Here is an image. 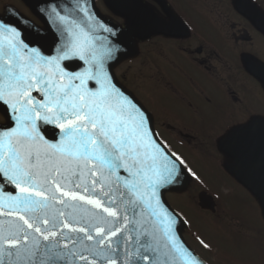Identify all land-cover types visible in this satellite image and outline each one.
Returning a JSON list of instances; mask_svg holds the SVG:
<instances>
[{"label": "snow or ice", "instance_id": "1", "mask_svg": "<svg viewBox=\"0 0 264 264\" xmlns=\"http://www.w3.org/2000/svg\"><path fill=\"white\" fill-rule=\"evenodd\" d=\"M43 3L42 26L12 5L0 14V264H205L165 198L201 178L113 71L125 45L187 25L144 0H124L122 24L95 0ZM244 67L264 85V64ZM216 147L233 174L264 185V114L225 127Z\"/></svg>", "mask_w": 264, "mask_h": 264}, {"label": "flooded vegetation", "instance_id": "2", "mask_svg": "<svg viewBox=\"0 0 264 264\" xmlns=\"http://www.w3.org/2000/svg\"><path fill=\"white\" fill-rule=\"evenodd\" d=\"M144 3L161 12L169 8L187 25L179 38L153 36L134 45L133 57H140L145 50L141 58L144 68L149 66L159 73L163 92L176 100L184 111L182 120L170 116L166 108L160 115L152 111L156 130L170 148L187 161L191 157L208 159L205 166L219 172L220 179L229 186V194L241 191L254 198L233 176L231 166H225L216 138L225 127L241 123L250 115L264 114V85L244 67L245 59L264 64L261 59L264 0H144ZM6 4L14 6L37 25H43L37 15L38 9L44 6L43 0H0V14ZM95 9L102 19L112 24L124 23L120 15L124 0H95ZM153 58L161 61L159 68ZM165 68L179 77L185 88L174 85L165 76ZM115 75L125 86V78ZM127 89L134 95L137 91L132 87ZM192 182L199 187L194 179H190L188 185ZM200 190L206 188L200 186ZM201 258L211 264L208 257ZM261 260L247 264H261Z\"/></svg>", "mask_w": 264, "mask_h": 264}, {"label": "rangeland", "instance_id": "3", "mask_svg": "<svg viewBox=\"0 0 264 264\" xmlns=\"http://www.w3.org/2000/svg\"><path fill=\"white\" fill-rule=\"evenodd\" d=\"M145 53L143 50L140 57L121 61L113 71L125 78L124 84L128 86L127 88L137 89L135 96L150 111L160 115V112L162 113V110L166 108L169 110L170 116L178 120L184 119L183 108L170 95L167 96L163 92L159 73L149 66L144 68L145 65L141 63V58ZM261 59L264 61V53L261 55ZM153 63L157 68L161 65V61L157 58H153ZM169 70L165 68V76L180 89L185 88L180 78ZM157 132L159 133V130ZM190 159L189 166L202 181L198 186L205 187L217 197H215L217 207L213 213L202 211L198 207L199 187L197 188L193 182L184 192L170 191L165 194L171 207L181 212L188 220V227L183 230L184 238L187 239L188 244L198 253L197 255L208 257L211 264H222L221 261L228 264H247L262 258L264 211L261 204L241 191L229 194L227 191L229 186L220 179L219 172L209 165L205 166L208 164V159L200 157H191ZM211 192L209 193L212 194ZM222 223L228 225L232 230L239 231L236 241L225 236V231L220 226ZM194 234L212 244L213 251L209 252L199 247L198 242L193 238ZM208 264L210 263L208 262Z\"/></svg>", "mask_w": 264, "mask_h": 264}, {"label": "water", "instance_id": "4", "mask_svg": "<svg viewBox=\"0 0 264 264\" xmlns=\"http://www.w3.org/2000/svg\"><path fill=\"white\" fill-rule=\"evenodd\" d=\"M125 9H121L120 14L124 12ZM122 15V14H121ZM126 53L125 55L130 54L131 52V44L125 45ZM124 55V56H125ZM238 180H240L251 192H253L257 198L260 200L263 209H264V185L259 184L258 182H254L252 178L242 175V174H234ZM184 187V186H183ZM203 193V196L201 195ZM198 195L199 206L203 209H209L214 211V202L213 199L208 196L205 192H201Z\"/></svg>", "mask_w": 264, "mask_h": 264}]
</instances>
